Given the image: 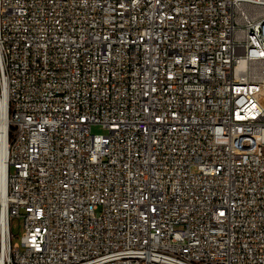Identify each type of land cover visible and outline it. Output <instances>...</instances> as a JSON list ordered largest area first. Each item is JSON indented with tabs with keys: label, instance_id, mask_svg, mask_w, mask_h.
<instances>
[{
	"label": "built area",
	"instance_id": "2783aa9c",
	"mask_svg": "<svg viewBox=\"0 0 264 264\" xmlns=\"http://www.w3.org/2000/svg\"><path fill=\"white\" fill-rule=\"evenodd\" d=\"M0 264H264V0H0Z\"/></svg>",
	"mask_w": 264,
	"mask_h": 264
},
{
	"label": "rangeland",
	"instance_id": "374dc122",
	"mask_svg": "<svg viewBox=\"0 0 264 264\" xmlns=\"http://www.w3.org/2000/svg\"><path fill=\"white\" fill-rule=\"evenodd\" d=\"M92 133L97 134V135H101V134H107V131L102 126H93ZM23 226H24V223H23L22 219L17 218V219L13 220L12 230L14 233V239H13L14 243H20L21 242V238H22L23 232H24Z\"/></svg>",
	"mask_w": 264,
	"mask_h": 264
}]
</instances>
